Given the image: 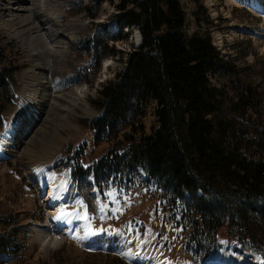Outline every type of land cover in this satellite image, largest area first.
Returning <instances> with one entry per match:
<instances>
[{"label": "rangeland", "instance_id": "obj_1", "mask_svg": "<svg viewBox=\"0 0 264 264\" xmlns=\"http://www.w3.org/2000/svg\"><path fill=\"white\" fill-rule=\"evenodd\" d=\"M54 1L59 4L58 19L63 27L68 28L70 23L78 27L65 67L54 73L55 84L63 91L86 85L90 111L81 116L80 112H87L80 110L73 115L76 125L65 131L60 129L67 139L50 162L44 161L42 155L49 147L50 137L45 135V129L49 130L51 123L43 127L42 122L34 135L18 140L19 145L6 142L2 134L18 119L23 77L30 63L24 36L12 38L24 24L16 19L7 32L0 29V70L9 74L7 90L0 94V264H168L169 261L186 264L179 261L178 253L194 264H216L217 256L222 254L264 264V220L259 214L252 213L241 236L242 243L237 234L230 236L233 249H244L243 254L234 255L223 249L214 257L190 248L189 214L184 220L179 205L175 215L163 188L156 181L146 180L144 173L138 172L135 184L121 190L110 186L104 195L93 189L91 177L74 178L77 161L87 166L107 154L111 146L105 141L98 142L90 129V123L98 117L93 102L101 86L126 66L128 55L138 44V29L132 27L109 36L117 1ZM179 1L186 14L187 35L210 37L225 60L238 69L241 82L256 88L263 103L260 114L264 117V13L241 0ZM254 30L259 33L254 35ZM42 61L50 79L53 73L49 74L48 67L52 68L57 61L52 58ZM213 83L227 99L237 94L229 88L226 78L217 76ZM27 117L22 124H26ZM142 122L150 135L155 122L152 108ZM127 131L130 128L124 133ZM118 139H123V133ZM56 163L58 168L54 167ZM51 184L65 188L62 209L74 210L75 219L68 233L66 230L59 233L61 243L48 246L41 241L40 226L53 221L52 205L45 201L48 192L44 196L45 188L50 191ZM86 213L90 218L81 219ZM90 230L95 231L88 239L74 238ZM216 244L205 246L211 251Z\"/></svg>", "mask_w": 264, "mask_h": 264}, {"label": "trees", "instance_id": "obj_2", "mask_svg": "<svg viewBox=\"0 0 264 264\" xmlns=\"http://www.w3.org/2000/svg\"><path fill=\"white\" fill-rule=\"evenodd\" d=\"M111 1L118 2L119 30L136 27L142 40L93 102L98 117L90 129L111 146L87 167L77 161L74 178L91 177L104 195L110 186L135 184L140 171L163 188L175 215L179 205L184 220L189 214L191 249L213 256L235 234L242 243L252 213L264 220V117L256 88L241 82L210 37L187 35L179 0ZM217 76L229 80L235 97L223 95ZM7 84L2 69L0 94ZM149 108L150 135L142 122ZM208 243L216 244L211 251Z\"/></svg>", "mask_w": 264, "mask_h": 264}, {"label": "bare ground", "instance_id": "obj_3", "mask_svg": "<svg viewBox=\"0 0 264 264\" xmlns=\"http://www.w3.org/2000/svg\"><path fill=\"white\" fill-rule=\"evenodd\" d=\"M241 1L250 5L252 9L264 13V0ZM58 5L54 0H0V29L7 32L9 25L16 19L24 24L21 30H15V35H12V38L24 36L22 38L24 41H22L30 63V67L23 77L24 88L20 95V108L17 110L19 111L18 119L14 124H11L12 126L7 132L2 134V137L6 142L19 145L18 140L21 141L25 136L31 137L32 133L34 135L42 122L41 126L43 127L51 123L52 126L49 127V130L45 129V135L48 134L50 137L49 147L42 155V159L47 162H50L62 150L61 146L64 144L62 142L67 139L62 136L60 129L65 131L68 127L76 125L73 115L80 110L87 112H80L81 116L87 115L90 111L86 85H79L63 91L60 86L56 87L55 84L54 73H60L65 67L70 49L76 41L74 34L78 29L77 24L73 23H70L66 29L63 27L58 19L61 13H59ZM258 33L257 30L253 31L254 35ZM137 39H139L138 33ZM41 57L52 58L53 61L61 58L54 63L52 68L48 67L49 74L53 73V77L50 79L45 75L47 66L44 65L42 61L44 58ZM25 116L30 117H27L26 124H22V119ZM47 126L46 128H48ZM64 193V187L56 188L51 184L48 199L45 201L52 205L54 217L61 212L64 206ZM66 212L73 214L70 216L71 223L58 221L52 216L53 221L50 225L40 226V237L44 245H59L61 243L59 233L62 230H66L65 233H68L72 229L75 213L71 210ZM216 264L256 263L250 260L244 262L240 258L222 254L217 256Z\"/></svg>", "mask_w": 264, "mask_h": 264}, {"label": "snow or ice", "instance_id": "obj_4", "mask_svg": "<svg viewBox=\"0 0 264 264\" xmlns=\"http://www.w3.org/2000/svg\"><path fill=\"white\" fill-rule=\"evenodd\" d=\"M73 214L72 213H68L66 212L65 210H61V212L59 214H57L54 219L58 220V221H64V222H67V223H71V219H70V216H72ZM90 217L87 216V213L85 214L84 217H81V219H89ZM94 231L95 230H90V231H86L84 233L83 236H77V237H74L78 240H82V239H88L89 235H92L94 234ZM168 264H171V261L168 262Z\"/></svg>", "mask_w": 264, "mask_h": 264}]
</instances>
